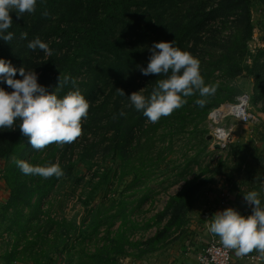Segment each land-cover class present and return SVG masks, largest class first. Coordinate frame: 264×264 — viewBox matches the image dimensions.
Here are the masks:
<instances>
[{
  "label": "rangeland",
  "instance_id": "rangeland-1",
  "mask_svg": "<svg viewBox=\"0 0 264 264\" xmlns=\"http://www.w3.org/2000/svg\"><path fill=\"white\" fill-rule=\"evenodd\" d=\"M212 3L193 0L175 14V20L186 9L195 27L199 9L208 10ZM243 5L208 22L195 53L189 50L191 45L183 50L199 59L205 83L218 85L203 108L195 104L200 98L196 94L170 115L148 122L127 99L141 89L149 95L138 70L135 83L121 90L125 95L120 98L128 119L143 118L131 130V140L119 142L115 129L105 131L112 105L97 115L94 127L81 126V135L66 149L63 143H54L34 150L20 132L19 121L15 129H0V264H163L178 252L181 241L188 240L190 223L211 218L215 205L220 211L231 207L248 216L252 206L244 195L251 191L260 193L264 205V192L225 177L241 165L238 152L246 149L255 155L264 149L257 137L264 123V0H251L248 25ZM247 27L250 36L242 53L249 69L225 77L214 65L218 62L221 69L225 56L240 60V40ZM83 75L79 72L74 78ZM57 85L50 83L46 90L51 93ZM0 87L11 91L3 82ZM57 95L63 97L61 88ZM242 96L248 98L246 110L254 121H224L229 142L223 149L213 147L208 140L210 112ZM17 133L13 149L2 153ZM54 147V159L46 161ZM16 160L58 163L64 174L47 179L25 175ZM255 252L264 258V252Z\"/></svg>",
  "mask_w": 264,
  "mask_h": 264
},
{
  "label": "trees",
  "instance_id": "trees-1",
  "mask_svg": "<svg viewBox=\"0 0 264 264\" xmlns=\"http://www.w3.org/2000/svg\"><path fill=\"white\" fill-rule=\"evenodd\" d=\"M191 1L37 0L36 9L31 14L25 12L17 18L15 12L10 13L12 25L8 31L13 33V38L8 42L0 40V58L10 61L17 69L24 67L33 70L38 76V83L46 89L50 83L57 85L59 76L61 80L66 74L74 78V74L82 72V79L74 78L75 86L69 82L61 87L63 96L71 88H79L88 100V115L85 120L82 119L81 126L94 127L99 121L97 115L112 105V111L105 119V131L110 133V129H115L114 137L119 142L131 140V130L143 118L119 116L122 110L120 98L124 95L117 89L124 91L133 86L134 75L139 70L137 65L147 66L151 54L148 49L153 42L174 41L181 50L191 45L189 50L195 53L194 48L204 26L216 17L223 16L232 7L238 8L241 3H244L242 10L245 11L248 25L251 0H213L208 10L199 9L201 18L195 27L192 20L188 19L189 12L186 9L184 15L175 20V14H180ZM245 32L240 40V60L225 56L221 69L218 62L214 65L225 77L232 78L249 69L243 61L242 50L250 36V27ZM22 33H26L25 38L21 37ZM35 38L48 43L53 50L52 55H44L39 49L29 50L27 44ZM235 46L237 49L239 42ZM144 77L148 94L157 80L165 78L158 74L148 75L149 79ZM14 78L22 79L18 73ZM258 130V140L264 144V123ZM18 138L19 134H14L2 153L13 149ZM63 144L66 149L72 142ZM55 152L57 147L51 149L45 160L54 159ZM237 155L241 165L234 166L225 177L229 181H236L243 188L250 185L261 191L262 187L258 185L260 181L256 177L264 176V149L255 155L245 149Z\"/></svg>",
  "mask_w": 264,
  "mask_h": 264
},
{
  "label": "clouds",
  "instance_id": "clouds-1",
  "mask_svg": "<svg viewBox=\"0 0 264 264\" xmlns=\"http://www.w3.org/2000/svg\"><path fill=\"white\" fill-rule=\"evenodd\" d=\"M37 0H0V40H12L13 33L8 31L12 25L10 13L17 18L27 12L33 13ZM22 38L26 33L21 34ZM27 48L41 50L44 55H52L48 43L35 38L28 42ZM151 53L146 67L137 65L142 75L150 74L165 78L156 81L149 95L144 89L127 96L129 106L142 112L148 122L155 123L161 117L170 115L174 110L187 103V98L198 94L195 104L201 108L207 103L206 98L215 94L218 85L206 84L201 72L200 61L187 51H183L172 42H153L148 49ZM19 74L22 79H15ZM0 82L11 91L0 87V129H15L19 121L20 132L28 137V143L34 150H41L52 143H70L81 135L82 119H86L90 107L88 100L79 88L58 97L57 91L64 84L75 79L64 75L58 77L56 89L49 93L38 83V76L33 70L16 68L10 61L0 58ZM121 95L123 91L117 89ZM126 113L121 111L119 116ZM115 118V117H114ZM223 135V130H217ZM17 167L25 175H38L42 178L63 176V169L58 163L32 165L25 160H16ZM264 185V177H256ZM264 192V187L261 188ZM244 200L252 206L251 214L241 215L234 208L216 212L208 231L217 236L222 246L242 256L252 252H264V205L260 193L251 191L244 195Z\"/></svg>",
  "mask_w": 264,
  "mask_h": 264
},
{
  "label": "built area",
  "instance_id": "built-area-1",
  "mask_svg": "<svg viewBox=\"0 0 264 264\" xmlns=\"http://www.w3.org/2000/svg\"><path fill=\"white\" fill-rule=\"evenodd\" d=\"M247 101V96H242L237 102L226 103L210 112L209 118L212 126L209 137L213 147L218 145L220 149H223L229 142L230 133L225 129L224 121L229 120L231 123L236 124H249L254 121L252 114L246 110ZM217 130H223V135L221 136ZM204 218L208 220L210 216L207 215ZM235 257L236 262L234 263L233 259ZM196 262L197 264H260L261 256L255 251L238 256L234 250L224 248L220 241H210L201 247Z\"/></svg>",
  "mask_w": 264,
  "mask_h": 264
},
{
  "label": "crops",
  "instance_id": "crops-1",
  "mask_svg": "<svg viewBox=\"0 0 264 264\" xmlns=\"http://www.w3.org/2000/svg\"><path fill=\"white\" fill-rule=\"evenodd\" d=\"M215 206L217 207V210L214 212V214L220 211L219 208H221L218 205ZM211 218L208 220L205 218L201 220L196 219L195 222L190 223L192 232L188 240H184L183 242L181 241V245L178 247V252L174 253L173 257L170 260L165 261L163 264H197L196 257L201 247L210 241H220L217 236H214L208 231L207 226L211 223ZM260 256V264H264L263 254L261 253ZM233 261L234 263L236 262V257L233 259ZM143 264H146V262Z\"/></svg>",
  "mask_w": 264,
  "mask_h": 264
},
{
  "label": "water",
  "instance_id": "water-1",
  "mask_svg": "<svg viewBox=\"0 0 264 264\" xmlns=\"http://www.w3.org/2000/svg\"><path fill=\"white\" fill-rule=\"evenodd\" d=\"M208 140H210V138H209V137H208ZM215 148H220V147H218V145H216V146H215Z\"/></svg>",
  "mask_w": 264,
  "mask_h": 264
},
{
  "label": "bare ground",
  "instance_id": "bare-ground-1",
  "mask_svg": "<svg viewBox=\"0 0 264 264\" xmlns=\"http://www.w3.org/2000/svg\"><path fill=\"white\" fill-rule=\"evenodd\" d=\"M219 117H220V114H219ZM213 119H214V115H213Z\"/></svg>",
  "mask_w": 264,
  "mask_h": 264
}]
</instances>
